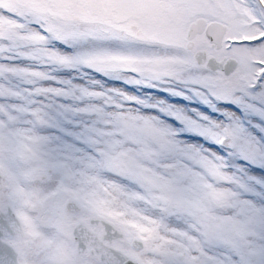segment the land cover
I'll list each match as a JSON object with an SVG mask.
<instances>
[{
	"label": "snow or ice",
	"instance_id": "1",
	"mask_svg": "<svg viewBox=\"0 0 264 264\" xmlns=\"http://www.w3.org/2000/svg\"><path fill=\"white\" fill-rule=\"evenodd\" d=\"M0 264H264V0H0Z\"/></svg>",
	"mask_w": 264,
	"mask_h": 264
}]
</instances>
